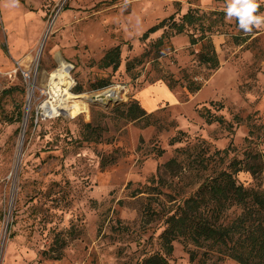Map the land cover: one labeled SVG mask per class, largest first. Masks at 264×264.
<instances>
[{"label": "rangeland", "instance_id": "rangeland-1", "mask_svg": "<svg viewBox=\"0 0 264 264\" xmlns=\"http://www.w3.org/2000/svg\"><path fill=\"white\" fill-rule=\"evenodd\" d=\"M225 8L226 0H0V264H141L160 251L167 212L232 158L247 165L238 180L264 192V27L245 34ZM188 10L201 18L182 33L142 38ZM200 23L215 69L198 60L203 41L191 42ZM116 46L119 66L101 67ZM57 55L72 86L53 102L71 96L75 112L44 116ZM190 81L201 88L189 93ZM107 88L120 98L92 101ZM131 101L152 112L131 119ZM222 149L220 161L213 153ZM169 264L240 263L177 239Z\"/></svg>", "mask_w": 264, "mask_h": 264}, {"label": "trees", "instance_id": "trees-1", "mask_svg": "<svg viewBox=\"0 0 264 264\" xmlns=\"http://www.w3.org/2000/svg\"><path fill=\"white\" fill-rule=\"evenodd\" d=\"M200 18L201 15L195 10H188L179 22L167 24V19H163L149 27L142 38H147L159 29H162L161 37L169 29L173 30V34L182 33ZM199 26L200 34L196 38L192 37L191 42L203 41L198 60L210 69H215L218 58L212 41L208 39V29L205 30L201 23ZM99 65L116 69L119 66V48L116 46L108 50ZM109 84L103 81L93 89L106 88ZM167 86L173 88V85ZM185 87L189 93L196 92L201 88V82L190 81ZM75 91L81 92L79 89ZM128 111L131 119L148 114L136 101L130 102ZM212 120L221 122L222 119L214 117ZM227 152L228 149L216 150L213 155H219L222 161ZM246 167L241 159L232 158L224 167L211 171L191 194L179 199L163 221L164 226L159 234L160 251L144 258L141 264H169L173 242L177 239L195 247L215 248L220 254L240 264H264V192L255 187H246L238 180V172ZM233 206L239 207L240 212L229 217L227 211ZM43 254L53 259L61 257V253L54 250L52 253L44 251ZM189 258L194 260L193 251L189 252Z\"/></svg>", "mask_w": 264, "mask_h": 264}, {"label": "bare ground", "instance_id": "bare-ground-1", "mask_svg": "<svg viewBox=\"0 0 264 264\" xmlns=\"http://www.w3.org/2000/svg\"><path fill=\"white\" fill-rule=\"evenodd\" d=\"M56 62H57V67L49 76V86H50V91H51L50 92L51 98L50 100L45 101V103H43L42 105L44 116H52L54 114H57L58 110H64V111L71 110L75 112V109L73 107L74 101L71 99V96H68L67 98H65L64 101L58 99L59 102H57V104L53 102L56 100L55 98L58 97L59 95L57 92H59V90H62L61 87H65L63 91L65 90L67 91L66 93H68L69 89L72 86V83L69 80V76H68L67 65L63 62V60L61 59V57H59V55L56 56ZM113 91L111 88H107L102 91L95 92L94 95H91V99L93 102H100V103H103L106 101L118 100L120 97L117 94H114ZM69 102L71 103L69 104Z\"/></svg>", "mask_w": 264, "mask_h": 264}, {"label": "clouds", "instance_id": "clouds-1", "mask_svg": "<svg viewBox=\"0 0 264 264\" xmlns=\"http://www.w3.org/2000/svg\"><path fill=\"white\" fill-rule=\"evenodd\" d=\"M259 10L257 0H226L225 19L238 21V26L245 34L253 28L264 27V14L256 15Z\"/></svg>", "mask_w": 264, "mask_h": 264}, {"label": "crops", "instance_id": "crops-1", "mask_svg": "<svg viewBox=\"0 0 264 264\" xmlns=\"http://www.w3.org/2000/svg\"><path fill=\"white\" fill-rule=\"evenodd\" d=\"M159 84H164V85H166L165 83H159ZM166 87L169 88L167 85H166ZM142 107H143V106H142ZM143 109H144L146 112H152V111H150V110H148V109H146V108H144V107H143Z\"/></svg>", "mask_w": 264, "mask_h": 264}]
</instances>
